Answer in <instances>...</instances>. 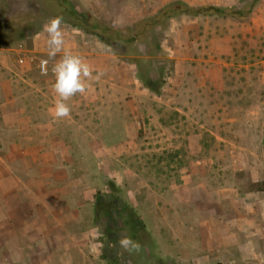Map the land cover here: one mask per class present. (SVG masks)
Wrapping results in <instances>:
<instances>
[{"label": "rangeland", "instance_id": "rangeland-1", "mask_svg": "<svg viewBox=\"0 0 264 264\" xmlns=\"http://www.w3.org/2000/svg\"><path fill=\"white\" fill-rule=\"evenodd\" d=\"M172 1L71 0V4L124 28L154 16ZM184 1L193 7H237L247 0ZM46 4L0 0V22L25 20L32 26L24 40L12 46L32 49L40 39L47 50L42 29L49 18L39 20ZM62 27L72 52H83L81 45L89 43L87 52L115 56L109 64H125L136 77L130 85L125 79L126 84L114 81L123 90L117 94L124 101L120 104L131 102L132 112L133 106L137 108L132 117L135 140L114 164L105 161V169L113 173L100 174L99 190L83 220L64 223L73 243L86 251L80 258L75 253L74 261L108 264L104 259L108 255L121 264H134L118 244L122 235L128 236L121 211L129 205L155 239V253L147 264H158V259L165 264H264V0L246 21L175 18L127 49L103 46L64 18ZM30 56L35 76L39 59ZM136 57L150 61L148 70L161 85L159 93L138 78L132 62ZM90 129L93 133L99 128L94 124ZM97 197L115 209L108 214L97 211ZM47 224L50 234L56 232ZM21 226L23 231L34 230L32 222L22 221ZM51 242L62 247L69 243L67 238Z\"/></svg>", "mask_w": 264, "mask_h": 264}, {"label": "crops", "instance_id": "crops-1", "mask_svg": "<svg viewBox=\"0 0 264 264\" xmlns=\"http://www.w3.org/2000/svg\"><path fill=\"white\" fill-rule=\"evenodd\" d=\"M67 43L66 39V49L73 51ZM90 46L82 44L85 52L76 54L92 66L94 75H103L88 81L87 91L72 98L71 114L62 119L49 112L56 99L52 73L41 76L37 61L36 74L31 75L30 55L39 61L47 57L40 39L32 49L0 48V264H88L74 261L75 253L80 258L86 251L73 243L64 223L83 220L99 190L100 176L113 173L105 169V161L114 164L135 140L137 110L133 106V113L131 102L120 104L124 101L117 97L123 90L116 78L135 84L132 71L125 64H109L113 55L87 52ZM94 124L99 129L92 133ZM20 160H25L24 167ZM22 221L32 222L34 230L23 231ZM47 223L56 232L50 234ZM27 238L32 240L26 242ZM58 238L69 243L62 247L51 242Z\"/></svg>", "mask_w": 264, "mask_h": 264}, {"label": "trees", "instance_id": "trees-1", "mask_svg": "<svg viewBox=\"0 0 264 264\" xmlns=\"http://www.w3.org/2000/svg\"><path fill=\"white\" fill-rule=\"evenodd\" d=\"M44 6L43 17L39 16V20L47 18L62 17L66 21L84 32H88L97 37L105 46L110 48L115 47H134L139 41L143 40L150 32L158 27H166L172 19L180 17L196 18L201 16H217L221 18H232L238 21H246L253 14L259 0H247L239 6H217L206 5L193 7L184 0H175L164 5L154 15L142 19L134 27L117 28L97 18L90 12H80L72 4L71 0H46ZM32 29L28 21L20 20L18 22L2 21L0 22V47H10L17 42L24 40L25 33ZM21 36V38H18ZM150 56V51L147 52ZM136 68L138 78L143 85L155 92L159 93L161 85L155 82L148 70L150 61L142 57H136L133 61ZM146 71V75L144 72ZM264 146V139H263ZM114 184L111 183V189H114ZM125 208L121 211L124 227L128 236L138 241L141 245L139 252L129 254L134 264H147L153 258L156 243L153 236L149 233L146 225L133 207L124 205ZM97 211L110 213L115 209L112 203L106 202L100 197L96 200ZM104 259L108 264H121L116 258L105 256ZM158 264H165L162 259H158Z\"/></svg>", "mask_w": 264, "mask_h": 264}, {"label": "clouds", "instance_id": "clouds-1", "mask_svg": "<svg viewBox=\"0 0 264 264\" xmlns=\"http://www.w3.org/2000/svg\"><path fill=\"white\" fill-rule=\"evenodd\" d=\"M63 18L54 17L43 25L42 32L46 34L47 57L41 58L38 69L41 76H48L49 64L54 77L52 90L56 99L49 112L57 119L70 116V101L77 94H84L88 88V81L100 79L102 72L95 75L92 66L80 55L67 50L65 29L62 27ZM39 35V34H38ZM119 247L129 254L139 252L141 245L129 236H121Z\"/></svg>", "mask_w": 264, "mask_h": 264}, {"label": "built area", "instance_id": "built-area-1", "mask_svg": "<svg viewBox=\"0 0 264 264\" xmlns=\"http://www.w3.org/2000/svg\"><path fill=\"white\" fill-rule=\"evenodd\" d=\"M20 62H22V61H20ZM50 72H51V70H50V66H49V74H50ZM49 74H48V75H49Z\"/></svg>", "mask_w": 264, "mask_h": 264}]
</instances>
